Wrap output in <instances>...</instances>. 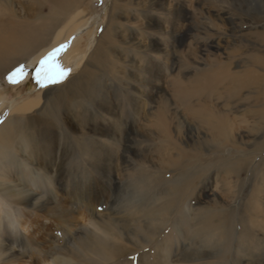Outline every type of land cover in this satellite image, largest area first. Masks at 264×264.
<instances>
[{
    "label": "bare ground",
    "instance_id": "1",
    "mask_svg": "<svg viewBox=\"0 0 264 264\" xmlns=\"http://www.w3.org/2000/svg\"><path fill=\"white\" fill-rule=\"evenodd\" d=\"M128 2L130 0H113L111 9L106 16V27L99 36L88 62L84 63L85 65L81 69H79L80 63L86 55L83 45L81 46L82 39L86 36L87 39L92 38L93 40L96 33L91 16L87 17L89 11L86 10L85 13L86 6L90 1L40 0L41 12L45 8L47 12L39 16L41 20L37 23L27 20L15 21L12 17H0V76L21 62L29 59L35 62L39 55H42L53 43L69 38L78 29H86L84 34L76 36V39L73 38V41H70L71 44L73 43L71 49L63 54L62 64H72L71 68L77 70V74L56 88L46 92L44 89L41 93L16 102L12 111L28 112L38 106H42L45 110L37 115V119L30 117L25 120L23 118L21 126L20 123L13 124L14 127H17V132L24 133L26 131L29 139L34 138L35 132L41 134L44 130H53L52 126H55L61 132V140L66 135L72 139L75 137L77 142H82L84 145L93 141L95 136H100L107 138L109 142L116 140L117 143H120L115 146L116 150H111L112 148L110 149L108 145L104 148V150L109 149L110 154L109 151H99L100 153L97 151L93 154L96 158L109 160L106 168L104 171L103 169H99V172L97 170L95 175L92 170H89L68 192L69 201L67 204L69 202L71 205H75L76 200L81 206L87 208L89 216L95 214L94 210L97 205L102 203L108 205L112 202L111 187H106L105 190L102 187L96 189L100 182L94 179L95 176L102 177V174L106 172L109 174H105L106 178L110 182V177L113 176L114 179L113 172L120 171L131 158L132 153L122 143L123 136L126 134L125 129L120 128L124 122L123 119L105 108L108 104L107 99L110 100V97H107L103 86V82L105 84L106 78L110 76L118 80L120 90L123 91L127 88L122 84L123 81H127L132 87H137L138 83L143 84L140 78L134 75V72L131 71V74L128 72L131 69L127 64L136 67L134 63L136 57L127 61L122 57L117 60L118 57L115 55L117 50L121 54L131 50L122 46L126 43L124 38L118 39L120 28L123 26L120 20L121 13L126 11L124 7ZM207 4L212 7L215 5V1H209ZM226 7L234 12L237 26L240 28L246 25L249 30L243 32L237 29L240 34L231 40L237 46L231 51L227 47L230 51L227 61H223L219 54L212 52L213 58L210 60L209 68L201 69L197 76L189 78L187 81L180 77L170 80L176 107L172 109L171 100L162 95L156 113L158 119L155 136L162 142V146L158 149L159 164L154 165L146 158H139L142 159L140 166H143L146 172L140 178L137 190H129L125 196H122V193H117L113 205H111L113 211H116L121 204L122 207L127 208L126 211H122L121 217L110 212L105 214L104 219L89 218L90 224L79 228L81 230L78 232L79 234L75 233L74 240L71 241L68 249L71 254L82 259L85 263L90 258L98 257L101 262H110V264H122L124 261L127 264H168L172 258L171 246L175 245V238L178 234L184 233L181 234L186 237L185 240L182 238L181 251L178 255L174 253L178 259L183 261V264H189L191 261H194L192 264H264L262 261L264 257V252H262L264 250V158H261V162L258 164L254 159L256 155L241 157V154L236 156L233 155L234 153H230L231 155L227 156L229 150L237 153L245 150L239 146L240 143H246L245 132L249 135L264 137V12L253 7L249 0H234ZM2 9L0 6V11ZM73 15L75 16L74 20L72 19ZM180 15H182V11H178L177 16ZM207 17L209 22L204 26L203 50L209 53L213 48L220 49V43L209 32V29L215 27L216 24L210 15ZM75 21L79 22L76 24ZM62 25L65 27L60 30ZM174 32V41L185 40L186 33H180L179 27H175ZM55 33L56 41L50 42L51 36ZM185 60H188L187 56ZM185 60L183 59V63L190 64V59L189 61ZM235 60L241 61L244 65L235 70L232 67ZM137 68L140 69L141 65H138ZM68 69L70 68L68 67ZM157 80L150 83L154 89H159ZM131 90H135V88H131ZM7 93L0 90V101L8 96ZM88 99L97 104V111H93L91 117L96 119V113L105 108L104 114L110 116L111 120L112 118L116 120V126L89 125L84 109L86 103L83 107L80 105ZM68 105L74 107L70 108L68 115L75 113V118L78 119L73 125L66 122L68 121L67 117L62 116V108ZM90 106L91 104L88 105V107ZM239 109H243L248 116L241 118L234 116L235 111H242ZM139 111H135L134 114H139ZM182 111L185 113L184 116L181 114ZM109 127L114 130L110 132ZM138 136L139 139L135 138L138 144L148 140V138H141L139 134ZM5 143L3 145L9 147V144ZM205 150L214 154L215 158L207 159L204 155ZM256 152L264 153V142L257 144L256 149L252 150L250 154ZM91 158L93 159V156ZM100 160L96 162L101 164ZM251 166H254L252 167L254 171L251 172L252 182L249 189L243 192L245 179L240 178L241 182L239 183L235 182V179L241 177L242 173L246 175ZM52 167L53 163L50 168ZM126 168L128 167L126 166ZM49 170L45 171L44 169V172H38V176L41 178L45 190L51 192L53 191L52 177L54 176H49ZM213 170L218 173L217 177L223 174L220 189L223 191L222 195L225 201L218 200L216 194L205 192L209 196V200L205 201V205L201 206L199 210H196L194 217H191L188 202L193 195H197L195 194L196 188L200 184V190L203 192L204 179ZM142 187L144 188L143 193L139 190ZM13 193L15 201L20 203L22 199L20 191L15 192L14 190ZM29 195L27 200L34 209H38L40 206L42 210L48 211L51 217H56L57 220L58 217L60 218L62 226L60 230H63V225L69 226L74 222V216L70 210H61L56 213V210L49 208V205H52L51 202L56 204V208L60 204L61 200L59 195L57 196V192L51 202L41 204H39L38 197H35L34 194ZM156 196L160 201L157 205L152 207L144 205L147 200L154 199ZM198 196L199 200H202L201 203L204 204V199H202L204 195ZM238 200L241 202H238L239 204L235 207L232 206V203ZM7 217L11 223H16V220L21 218V214L17 209V211L10 212ZM177 217L180 222H175ZM237 223L240 225V230H237ZM92 225L93 227H91ZM164 230H167V235L163 236L160 241L157 240L156 234ZM188 233L190 236H186ZM121 240L132 242L133 245L122 244ZM186 240L189 241L188 244H186ZM204 242H208V245H204ZM12 249L10 248L11 252L8 257L15 255ZM2 250L3 247L0 248V253ZM138 252L140 254L135 257L137 263L130 262L129 259L126 260L128 256L132 258V255ZM207 257H213L214 260H208V262L206 260L204 263V259Z\"/></svg>",
    "mask_w": 264,
    "mask_h": 264
},
{
    "label": "rangeland",
    "instance_id": "2",
    "mask_svg": "<svg viewBox=\"0 0 264 264\" xmlns=\"http://www.w3.org/2000/svg\"><path fill=\"white\" fill-rule=\"evenodd\" d=\"M88 1H90V3L86 6L87 9H85V13L86 10L89 11L87 17L90 18L91 16V21L93 22L94 28H96V33L93 40L92 38L87 39L86 36L82 39L81 46L83 45L84 47L86 58L83 57L79 69L88 62L87 60H89L99 36L106 27V16L113 3V0H103L102 3L101 0H87V2ZM209 1H215V5L212 7L208 6L207 2ZM249 1L253 4V7L264 12V0ZM233 2L234 0H130V2L124 7L126 11H124L123 14L121 13L122 17L120 20L123 26L120 28L118 39L124 38L126 43L122 46H125L126 48L128 47L131 50H128L126 52L127 54H121V52L117 50L115 55L118 57L116 58L117 60L119 57H122L123 60L126 59L127 61L133 60V58L136 57V60L134 61L136 67L127 64L128 68L131 69L128 72L130 74L131 71L134 72V75L140 78L143 84L138 83L137 87H132L127 81H123L122 84L127 86V88H125L126 90L124 89L123 91L122 89L120 90V83L115 77H107V82L105 81V84L103 82L107 97H110V100L107 99L108 104L105 108H108L115 115L121 116L123 119L124 122L120 128H124L126 134L123 136L124 141L122 143L123 146L128 147L132 153L130 155L131 158L125 164L128 168L124 165L121 169L122 171L120 170L116 173L113 172L112 175H114V179L113 176L110 177V182L106 178V175L108 174L106 172V175L103 173L102 177L95 176L94 179L100 182V185H98L96 189L102 187L105 190L106 187H111L112 202L108 203V205L106 203L97 205L94 210L95 214L92 216L91 214L89 216V211L86 210L87 208L81 206L76 200L74 202L75 205H71L69 202L67 204V201H69L67 197L68 192L75 187L74 185L77 181L83 178L89 170H92L93 175H95L97 170L98 172L99 169H103L104 171L106 168L109 160L96 158L93 154L97 153V151L98 153L109 151V149L104 150L107 145L110 149L112 148L111 150H116L115 146L117 144L120 145V143H117L116 140L115 142H109L107 138L100 136H95L93 141L85 143L84 145H82V142H77L75 137L72 139L66 135L65 138L61 140V132L58 128L56 129L55 126H52V128H54L53 130H44L41 134L35 132L34 138L29 139L26 131L24 133L22 131L17 132V127H14L13 124L20 123L21 126V120L23 118L25 120L30 117L37 119V115L45 110L42 106H38L28 112L12 111L16 102H20L28 97L43 92L44 89L38 87L32 79L31 70L36 67L40 59L48 55V53L54 49L59 48L61 45H65L66 47L58 53L56 60L64 68L68 66L71 70V75L65 82L69 81L77 74V70L71 68L72 64H62L63 54H65L68 49H71L73 38L76 39V36L84 34L86 29H78L69 38H65L57 43L55 42V44L53 43V45L42 53V55H39L35 62L30 59L21 62L20 64L11 67L9 71L7 70L6 73L0 76V90L8 92V96H5L4 100L0 101V119L3 120V123H0V248L3 247V250L0 253V264H97L98 262L101 264H110V262H101L98 257L90 258L85 263L82 259L71 254L68 246L71 245V241L74 240L75 233L81 231L80 229L84 225L87 226L90 224L89 218H95L98 220L104 219L105 214L110 212H114L115 216L117 214V217H121L123 212L126 211L125 209L127 208L125 206L122 207V204L118 206L116 211H113L111 205H113L117 193H122V196H125L127 191L132 189L137 190L138 184H140V178L146 172L144 171V167L140 166L142 159L139 158H146L148 159V162H151L154 165L159 164L158 149L162 146V142L157 136H155V132L157 131L156 121L158 119L156 113L158 112L160 100L163 96L168 98V100H171L170 106L172 109L176 107L171 92L173 91V86L170 84V80L175 77H180V79L184 81H187L189 78H194V76L199 74L201 69L203 70L210 67V60L213 58L212 52H216L215 54H219L223 61H227L228 53L237 46L235 42L231 41L232 38H236L237 35L240 34L237 29L242 30L243 32L249 30L246 25L239 28V26H237V19L234 12L226 7ZM39 3L40 0L38 3L37 0H0V6L3 8L0 11V17H12L15 21L27 20L28 22L37 23L41 20L39 19V16L47 12L46 8L41 12ZM150 3H152V5H149ZM178 11H182V15L179 17L177 16ZM207 15H210L216 24L215 27L209 29V32L213 34L216 40L220 43V49L213 48L209 53H206L203 50L204 26L209 22L207 20ZM72 19H75L74 15L72 16ZM78 22L79 21H75L76 24ZM63 27H65V25H62L59 29L63 30ZM175 27H179L180 33H186L184 41L181 42V39L174 41L173 34L175 33ZM55 37L56 33L51 36L50 42L56 41ZM243 41L248 43L246 40ZM134 44H136V46H133ZM186 56L188 57V60H185ZM183 59L185 61H189L190 59V64L183 63ZM21 64L26 65V71L29 74L22 82L18 84H10L6 79L7 75ZM138 65H141L140 69L137 68ZM243 65L244 64L241 61L235 60L232 67L236 70L240 69ZM68 67L66 69H68ZM155 79H159L157 80L159 82V89L152 88V85L150 84L151 82H154ZM145 80L148 82H144ZM60 85L46 88L45 92ZM131 88H135V90H131ZM84 104L85 116H87L86 121L90 123L89 125L97 124L106 127L112 125L116 126V120L113 118L111 120L110 116L104 114L105 108L96 113V119L91 117L93 111H97V104H95V101L88 99L86 102L80 103L82 107ZM89 104H91L90 107H88ZM70 108L73 109V105H68L62 108L61 111L62 116L67 117L68 121L66 122L72 123L73 125L75 120L78 121V119L75 118V113L68 115L70 113ZM138 110H140L139 114H134V112ZM239 110L242 111H235V114L233 115L240 118L248 116L243 109ZM181 114L183 116L185 115L183 111ZM152 115L153 117H151ZM104 119L107 120L105 121ZM107 122H109V124H107ZM109 128L111 129L110 132L114 130L112 127ZM63 133L65 134L64 131ZM245 133L247 135L245 139L246 141L244 140L246 143L239 144V146L245 150L241 151L242 153L229 150L227 151L228 155H226L230 156L233 153V155L236 156L241 154V157H248V155H252L253 157L256 155L254 159L255 162L259 164L261 162L260 159L264 158V153H250L252 150L256 149L257 144L264 142V137L260 135H249L247 132ZM138 134L141 135V138H148V140H144L142 143L138 144L136 141L139 139ZM4 142H6L5 144H9V147L4 146ZM146 152L148 153L146 154ZM204 152L207 159L215 158L214 154L209 153L206 150ZM108 153L110 154V151ZM92 156L93 159L91 158ZM99 159H101V164L96 162ZM52 163L53 167L50 168ZM252 167L254 166H251L246 175L245 173H242L241 177L235 179V182L237 181L238 183L241 182V179H245V184H243L245 187L242 188L243 192L249 189L252 182L251 172L254 171V168ZM44 169L45 171L49 170V176H54L52 177L53 191L51 192L45 190L44 184L38 176V172H44ZM124 171L126 174L123 173ZM168 174L170 175V173ZM217 174L216 170H213L206 175L204 184L202 185L204 187V193L200 190L201 184L200 186H197L195 192L197 195L191 197L189 200L191 203L188 202L190 216L192 215L191 217H194L196 210H199L201 206L205 205V201L209 200L207 194H216L218 200H224L222 195L223 191L220 189L223 174L218 175V177ZM14 190L15 192L20 191L22 195L20 203L15 201ZM139 190L143 193L144 188H139ZM56 192L61 200L60 204L57 205V208L56 204L51 202ZM29 194H34L35 197H38L39 204L51 202L52 205L50 204L49 208L56 210V213L61 210H70L74 216V222L69 226L63 225V232V230H60L62 227L60 218L58 217L57 220L56 217H51L48 211L42 210L40 206L38 207L39 210L34 209L32 207L33 205L27 200ZM201 194L202 196L204 195L203 197L201 196L202 199H204V204L201 203L202 200L200 201L198 198V195ZM159 202L158 196H156L154 199L151 198L150 200H147L144 205L152 207ZM238 202L241 201H234L232 206H237L239 204ZM17 209L21 214V218L16 220V223H11L7 216L10 212L17 211ZM175 220V222H180L178 217ZM91 227H93V225ZM237 227V230H240V225L238 223ZM167 230L158 232L156 234L157 240L160 241L163 236L167 235ZM181 234L177 235L175 238V245L171 246L173 259L171 258L168 264H176L177 261H180L177 262V264H183V261L178 259L177 256L181 251L180 248L183 246L182 238L183 240L186 238L181 236ZM186 236H190V233L186 234ZM120 243L131 246L133 245L132 242L127 240H121ZM188 243L189 241L186 240V244ZM204 245H208V242H204ZM10 248H13L12 250L15 253L12 257H8V254L11 252ZM262 252H264V250ZM139 254L140 252L132 255V258L131 256H128L126 260L129 259L128 261H134L133 263H135V257ZM206 260L208 262V260L212 261L214 258L207 257L204 259V263ZM262 261L264 262V257ZM193 262L194 261H191L189 264H192ZM122 264H127V262L124 261Z\"/></svg>",
    "mask_w": 264,
    "mask_h": 264
},
{
    "label": "snow or ice",
    "instance_id": "3",
    "mask_svg": "<svg viewBox=\"0 0 264 264\" xmlns=\"http://www.w3.org/2000/svg\"><path fill=\"white\" fill-rule=\"evenodd\" d=\"M102 2L103 0H101V3ZM65 47V45H61L59 48L49 52L48 55L40 59L36 67L31 70L32 79L41 89L60 85L70 77L71 70L64 68L56 60L58 53L64 50ZM28 74L26 65L21 64L10 72L6 79L10 84H18L22 82ZM0 123H3L2 119H0Z\"/></svg>",
    "mask_w": 264,
    "mask_h": 264
}]
</instances>
